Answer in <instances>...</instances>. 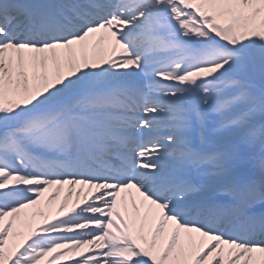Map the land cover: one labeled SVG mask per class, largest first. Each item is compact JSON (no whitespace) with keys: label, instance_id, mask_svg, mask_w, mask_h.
Returning <instances> with one entry per match:
<instances>
[{"label":"snow or ice","instance_id":"obj_1","mask_svg":"<svg viewBox=\"0 0 264 264\" xmlns=\"http://www.w3.org/2000/svg\"><path fill=\"white\" fill-rule=\"evenodd\" d=\"M0 264H264V0H0Z\"/></svg>","mask_w":264,"mask_h":264},{"label":"bare ground","instance_id":"obj_2","mask_svg":"<svg viewBox=\"0 0 264 264\" xmlns=\"http://www.w3.org/2000/svg\"><path fill=\"white\" fill-rule=\"evenodd\" d=\"M67 190V186L65 187V191ZM64 195V193L62 192L61 193V196H63ZM75 199V195L73 196V200ZM57 204H58V201H55V202H53V204H51V205H43V206H40V207H42V209H46V211H48L49 209H51V210H53V211H55L56 210V207H57Z\"/></svg>","mask_w":264,"mask_h":264}]
</instances>
